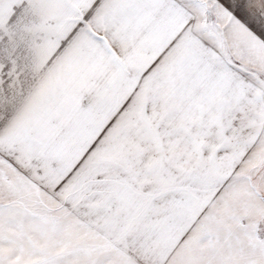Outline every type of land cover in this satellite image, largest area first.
<instances>
[{
    "label": "snow or ice",
    "instance_id": "1",
    "mask_svg": "<svg viewBox=\"0 0 264 264\" xmlns=\"http://www.w3.org/2000/svg\"><path fill=\"white\" fill-rule=\"evenodd\" d=\"M0 264H264V0H0Z\"/></svg>",
    "mask_w": 264,
    "mask_h": 264
}]
</instances>
